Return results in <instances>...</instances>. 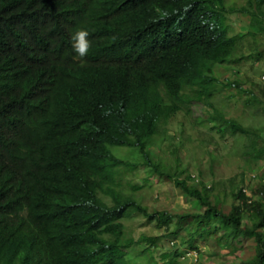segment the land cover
<instances>
[{
  "label": "trees",
  "instance_id": "trees-1",
  "mask_svg": "<svg viewBox=\"0 0 264 264\" xmlns=\"http://www.w3.org/2000/svg\"><path fill=\"white\" fill-rule=\"evenodd\" d=\"M233 14L247 19L245 33H232ZM81 28L92 41L83 60L71 42ZM247 35H264V0H0V264H175L211 238L228 247L240 236L254 246L240 264H264V176L250 193L229 180L225 211L212 185L151 151L199 103L195 121L264 163L262 136L224 111L237 97L255 109L264 99L246 80L216 77L242 61ZM141 167L200 209L150 211L125 181ZM136 216L172 239L187 223L173 255L157 259L158 239L132 235Z\"/></svg>",
  "mask_w": 264,
  "mask_h": 264
},
{
  "label": "rangeland",
  "instance_id": "rangeland-1",
  "mask_svg": "<svg viewBox=\"0 0 264 264\" xmlns=\"http://www.w3.org/2000/svg\"><path fill=\"white\" fill-rule=\"evenodd\" d=\"M244 0H225V6L238 7ZM227 22L232 27V33L239 31L245 33L248 29L247 19L242 16L228 15ZM256 51H261L259 59L255 60ZM243 55L241 62L235 65L219 66L216 69V77L220 81L237 80L245 81V84L252 87L258 96L264 99V35H251L244 37L242 41ZM254 84L262 86L259 89ZM225 107V108H224ZM227 114L247 127L257 131L262 137H258V145L264 140V104L255 109L245 106L242 97L230 100L224 105ZM203 106L193 103L191 118L182 110L167 125L166 137H161L155 145L151 147L154 153L153 159L163 162L167 170L177 166L178 170L184 169L183 176L190 175L196 179H201L206 186H213L212 196L220 195L226 197L225 203L221 207L227 211L230 205L229 190L232 179L234 187H246L247 193L260 177L264 176V163H254L242 154L240 145H237L230 137L221 138L218 134L208 128L205 119L195 121V117H202ZM243 143L242 141L239 142ZM115 153L120 155L119 150ZM147 168H139L132 173H126L125 181L129 179L139 187L137 200H139L150 211H167L172 214H185L198 211L200 207L189 197L183 194L175 185L173 180L159 175L150 174ZM182 176V177H183ZM241 178L244 180L242 181ZM187 224V223H186ZM182 224L179 237L174 236L166 229L147 222L144 218L136 216L131 223H126L132 235L139 239L141 236H149L158 239V250L154 252L157 259L161 255L169 253L173 255L174 244L180 242L184 234ZM175 225V221L170 224V229ZM184 230V231H183ZM227 247V243L222 240L217 242V238H211L206 243L200 244L201 251L196 254L194 251L183 254L176 259L175 264H240L242 261L250 259L254 254L253 242L247 237L240 236ZM179 250H185L179 246Z\"/></svg>",
  "mask_w": 264,
  "mask_h": 264
},
{
  "label": "clouds",
  "instance_id": "clouds-1",
  "mask_svg": "<svg viewBox=\"0 0 264 264\" xmlns=\"http://www.w3.org/2000/svg\"><path fill=\"white\" fill-rule=\"evenodd\" d=\"M89 36V31L84 28L75 31L71 35L72 49L81 60L87 56L89 49L92 46V41L89 39ZM174 243V241H171L172 245Z\"/></svg>",
  "mask_w": 264,
  "mask_h": 264
}]
</instances>
